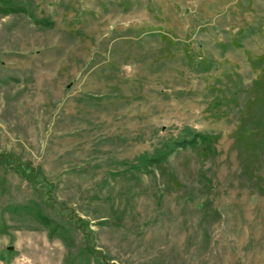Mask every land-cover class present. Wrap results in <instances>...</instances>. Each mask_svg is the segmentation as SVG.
I'll return each instance as SVG.
<instances>
[{
	"label": "rangeland",
	"instance_id": "374dc122",
	"mask_svg": "<svg viewBox=\"0 0 264 264\" xmlns=\"http://www.w3.org/2000/svg\"><path fill=\"white\" fill-rule=\"evenodd\" d=\"M0 264H264V0H0Z\"/></svg>",
	"mask_w": 264,
	"mask_h": 264
},
{
	"label": "trees",
	"instance_id": "16d2710c",
	"mask_svg": "<svg viewBox=\"0 0 264 264\" xmlns=\"http://www.w3.org/2000/svg\"><path fill=\"white\" fill-rule=\"evenodd\" d=\"M13 10V8H11ZM11 11V10H10ZM206 141V138L202 136L201 134H194L193 137L188 141V144L191 148H194L197 143H204Z\"/></svg>",
	"mask_w": 264,
	"mask_h": 264
}]
</instances>
